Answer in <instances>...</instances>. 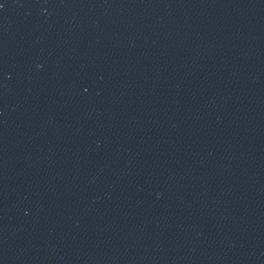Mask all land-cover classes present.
<instances>
[{
  "label": "water",
  "instance_id": "obj_1",
  "mask_svg": "<svg viewBox=\"0 0 264 264\" xmlns=\"http://www.w3.org/2000/svg\"><path fill=\"white\" fill-rule=\"evenodd\" d=\"M0 264H264V0H0Z\"/></svg>",
  "mask_w": 264,
  "mask_h": 264
}]
</instances>
